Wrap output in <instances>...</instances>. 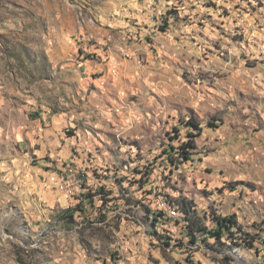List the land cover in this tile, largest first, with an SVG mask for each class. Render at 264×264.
Here are the masks:
<instances>
[{"label": "rangeland", "instance_id": "374dc122", "mask_svg": "<svg viewBox=\"0 0 264 264\" xmlns=\"http://www.w3.org/2000/svg\"><path fill=\"white\" fill-rule=\"evenodd\" d=\"M247 20L264 29V0H0V264H264V54ZM190 119L192 161L166 167ZM47 164L77 169L80 192L58 202ZM170 199L235 215L254 248L191 246Z\"/></svg>", "mask_w": 264, "mask_h": 264}, {"label": "trees", "instance_id": "16d2710c", "mask_svg": "<svg viewBox=\"0 0 264 264\" xmlns=\"http://www.w3.org/2000/svg\"><path fill=\"white\" fill-rule=\"evenodd\" d=\"M209 127L216 128L213 124H208ZM182 127L186 130L184 135L187 141L174 145L176 140L180 139V130L176 129V137L170 138L171 143L167 145V149L163 150V155L165 156V161L168 164L166 167H171V169H177L180 165L192 161L194 151L196 150V138L201 136L203 128L194 119H190L182 124ZM102 189L96 192V195H100L105 205H108L109 201H104V196ZM95 195H86V199L92 202ZM172 206L181 215V219L184 221V226L182 227L184 237L187 239V243L191 246L197 245L199 242L210 246L209 240H214L217 245L228 248V247H247L248 249L254 248L253 239L251 235L245 233L242 229L235 215L222 216L216 212L206 213L199 216L194 210L193 204L186 200L170 199ZM82 202L66 210L62 214V220L67 223H73L74 217L77 213L83 214L85 212ZM165 216L163 213L150 212L147 216L148 221L151 226H156L161 221H164ZM158 239L166 247L170 246L171 239L158 235ZM259 244L264 247V239L259 240ZM178 242V241H177ZM181 247L186 246L182 241L178 242Z\"/></svg>", "mask_w": 264, "mask_h": 264}, {"label": "built area", "instance_id": "2783aa9c", "mask_svg": "<svg viewBox=\"0 0 264 264\" xmlns=\"http://www.w3.org/2000/svg\"><path fill=\"white\" fill-rule=\"evenodd\" d=\"M254 22L247 20V23H243L245 34L249 39H254L253 49L264 54V29H254ZM47 182L58 194L61 202L76 196L84 180L77 169L67 166L63 171L51 172ZM169 218L174 219V216L169 213Z\"/></svg>", "mask_w": 264, "mask_h": 264}, {"label": "crops", "instance_id": "0c3cea01", "mask_svg": "<svg viewBox=\"0 0 264 264\" xmlns=\"http://www.w3.org/2000/svg\"><path fill=\"white\" fill-rule=\"evenodd\" d=\"M49 166L50 165H44L43 167H42V171H43V173L48 177L49 176V174L52 172L51 170H48V168H49ZM46 170H48V171H46ZM47 172H49V173H47ZM47 177H46V180H47ZM48 181V180H47ZM46 181V183H47V187L51 190V191H53V192H55V190L54 189H52L49 185H48V182ZM58 202H59V199H58Z\"/></svg>", "mask_w": 264, "mask_h": 264}, {"label": "bare ground", "instance_id": "6f19581e", "mask_svg": "<svg viewBox=\"0 0 264 264\" xmlns=\"http://www.w3.org/2000/svg\"><path fill=\"white\" fill-rule=\"evenodd\" d=\"M245 21H246V19H245ZM239 23H241V22H239ZM243 32H244V31H243ZM247 43H248V42H247ZM250 43H251V42H250ZM249 45H250V44H249ZM252 47H253V46H252ZM169 213L173 215V212H172V211H169V212H168V216H169Z\"/></svg>", "mask_w": 264, "mask_h": 264}]
</instances>
